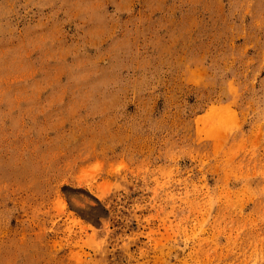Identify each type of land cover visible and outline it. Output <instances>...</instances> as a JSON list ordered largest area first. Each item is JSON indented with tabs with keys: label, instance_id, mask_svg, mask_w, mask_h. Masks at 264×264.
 I'll return each mask as SVG.
<instances>
[{
	"label": "rangeland",
	"instance_id": "1",
	"mask_svg": "<svg viewBox=\"0 0 264 264\" xmlns=\"http://www.w3.org/2000/svg\"><path fill=\"white\" fill-rule=\"evenodd\" d=\"M0 264H264V0H0Z\"/></svg>",
	"mask_w": 264,
	"mask_h": 264
}]
</instances>
